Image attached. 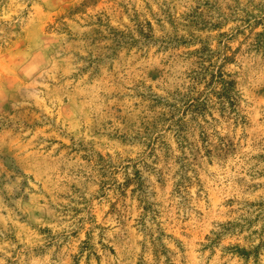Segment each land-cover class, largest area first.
<instances>
[{
  "label": "rangeland",
  "instance_id": "obj_1",
  "mask_svg": "<svg viewBox=\"0 0 264 264\" xmlns=\"http://www.w3.org/2000/svg\"><path fill=\"white\" fill-rule=\"evenodd\" d=\"M0 264H264V0H0Z\"/></svg>",
  "mask_w": 264,
  "mask_h": 264
},
{
  "label": "trees",
  "instance_id": "obj_2",
  "mask_svg": "<svg viewBox=\"0 0 264 264\" xmlns=\"http://www.w3.org/2000/svg\"><path fill=\"white\" fill-rule=\"evenodd\" d=\"M232 84V83H231Z\"/></svg>",
  "mask_w": 264,
  "mask_h": 264
}]
</instances>
